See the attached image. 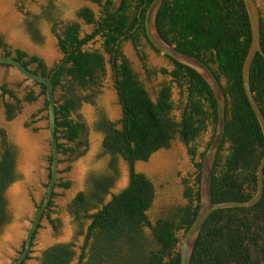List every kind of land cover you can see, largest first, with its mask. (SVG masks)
<instances>
[{
    "label": "trees",
    "instance_id": "trees-1",
    "mask_svg": "<svg viewBox=\"0 0 264 264\" xmlns=\"http://www.w3.org/2000/svg\"><path fill=\"white\" fill-rule=\"evenodd\" d=\"M90 1L101 7L98 18L89 7L78 12L80 18L93 25L89 33L83 32L77 22H59L58 8L52 2L35 16L54 22L52 30L63 56L50 68L35 55L29 56L21 49L13 50L0 35V54L11 56L30 71L49 77L53 93L57 87L68 90V84L64 83L66 79L81 88L97 85L106 74L108 64L121 107V117L117 122L111 121L103 112L96 121V129L102 134V152L109 156L108 169L92 174L87 181V189L78 193L69 204V211L77 223V234L83 236L79 253L73 242L54 243L42 251L39 263L71 264L76 258L77 264H179L182 236L199 207L202 157L216 126L213 92L195 70L164 55L171 61L172 68L162 67L158 73L169 76L171 83L184 90L185 95L175 106L171 98L172 86L165 83L155 98H151L123 53L122 43L131 40L146 74H153L145 65V54L139 50L141 37L146 39L145 11L152 0ZM155 25L166 42L209 65L225 94V130L212 166L211 200H249L257 188L263 136L242 82V64L251 40L243 0H163ZM28 29L34 41L42 39L33 21L28 22ZM96 36L102 40L101 49H85L84 46ZM260 43L264 51L262 18ZM33 64L35 68L31 69ZM0 66L12 67L3 63ZM249 80L252 95L264 116V58L260 53L253 58ZM33 82L40 86V94L45 96V86ZM0 93L15 102L3 104L10 119L20 99L6 84H0ZM37 97L29 92L24 99L33 102ZM76 106L75 97L64 96L62 102L55 99V134L59 154L73 152L59 139L74 142L85 130L83 122L70 116ZM175 109L179 110L178 117L173 115ZM209 125L211 137L199 152L195 142ZM0 135L1 226L8 220L5 190L21 176L16 171L17 148L6 139L1 129ZM175 139L186 145L195 167L193 183L189 185L185 180L183 196L188 203L151 220L147 211L155 197L154 185L144 173L136 170L135 164L147 160L159 149L168 148ZM119 157L128 164V184L117 193H111L110 189L118 178ZM50 162L51 155L48 179ZM69 185V181L58 177L54 189L68 188ZM55 195L53 191L42 215L54 229L56 225L50 214ZM39 226L40 223L37 229ZM28 258L29 254L25 260ZM190 264H264V168L260 200L250 207L223 208L212 212L195 241Z\"/></svg>",
    "mask_w": 264,
    "mask_h": 264
},
{
    "label": "rangeland",
    "instance_id": "rangeland-1",
    "mask_svg": "<svg viewBox=\"0 0 264 264\" xmlns=\"http://www.w3.org/2000/svg\"><path fill=\"white\" fill-rule=\"evenodd\" d=\"M49 2L57 6L59 22H77L86 33L92 31L93 25L87 24L78 16L80 9L91 8L96 18L101 14V7L90 0H0V35L4 42L13 50L21 49L29 56H37L48 68L54 66L63 56L52 30L54 22L35 18ZM256 2L264 26V0ZM30 21L34 22L42 38L39 42L34 41L29 33ZM101 45L102 40L96 36L84 48L101 49ZM139 50L145 54V65L153 74H146L143 62L131 40L122 43L123 53L151 98H155L162 84L170 83L171 98L177 106L185 95L184 90L171 83L169 76L158 73L162 67L171 69V61L156 52L144 37L140 39ZM105 57L108 58L107 55ZM106 66V74L95 86L81 88L66 79L64 83L68 84V90L62 87L55 89L54 98L59 102H62L64 96L76 98L77 106L70 116L83 122L85 130L74 142L59 139L60 143L73 149L71 154H59V178L69 181L70 185L68 188L54 189L56 195L52 199L50 217L54 220L56 228L52 227L45 216L41 219L25 264H38L42 251L54 243L73 242L76 252L80 251L83 236L77 234V223L69 211V204L78 193L87 189V181L92 174L103 173L108 169L109 156L102 152V134L96 129L100 112L106 114L113 122H117L121 117V107L113 87L110 68L108 64ZM30 68L34 69L35 65H30ZM0 84H6L20 99L13 117L9 119L3 104L15 102L0 93V129L4 131L6 139L17 148L16 171L21 176L4 193L8 220L0 228V264H15L27 229L45 193L51 150L45 96L40 94V86L8 66H0ZM29 92L38 96L35 101L28 102L24 99ZM178 114L179 110L175 109L173 115L178 117ZM211 134L212 128L209 125L195 142L199 152L204 149ZM135 168L144 173L154 185L155 197L147 211L151 220L188 203L183 196L185 180L189 185L193 183L195 167L182 141L173 140L168 148L159 149L145 161H137ZM117 170L118 178L110 189L111 193H117L128 184V164L122 157L117 159ZM109 198L110 195L107 196V199ZM71 264H77V259Z\"/></svg>",
    "mask_w": 264,
    "mask_h": 264
},
{
    "label": "water",
    "instance_id": "water-1",
    "mask_svg": "<svg viewBox=\"0 0 264 264\" xmlns=\"http://www.w3.org/2000/svg\"><path fill=\"white\" fill-rule=\"evenodd\" d=\"M162 2L163 0H152L145 11L144 29L147 41L154 49L159 51L161 54L166 55L173 60L192 68L198 74H200L212 90L216 102V126L214 134L201 161L198 211L191 225L183 234L179 246V264H190L195 241L204 222L212 212L223 208L250 207L256 204L262 196L264 168V116L252 95L249 80L250 67L256 53H260L264 58V51L262 50L260 43L261 13L256 0H243L249 19L251 40L242 64V82L246 97L252 111L257 118L263 136V154L257 169L256 192L249 200L242 202H213L211 200V175L213 162L225 130V94L223 92L221 83L219 82L209 65L193 55L177 50L174 45L169 44L159 35L156 29L155 20ZM0 63L12 66L20 75L28 80L43 84L45 86V100L47 101L48 139L51 150L50 177L46 184V189L42 201L37 208L35 215L25 234L23 248L16 259V264H23V261L29 254L33 235L37 229L38 224L41 221L43 213L47 209L48 202L54 191L55 183L59 177L58 141L55 134V98L52 82L49 77L30 71L21 62L17 61L11 56H4L0 54Z\"/></svg>",
    "mask_w": 264,
    "mask_h": 264
},
{
    "label": "flooded vegetation",
    "instance_id": "flooded-vegetation-1",
    "mask_svg": "<svg viewBox=\"0 0 264 264\" xmlns=\"http://www.w3.org/2000/svg\"><path fill=\"white\" fill-rule=\"evenodd\" d=\"M6 207H7V206H6ZM6 222H7V221H6ZM6 222H4V223L0 226V228H1ZM32 241H33V240H32ZM23 244H24V241H23V243H22V246H21V249H20V251H19V254H20V252H21V250H22V248H23ZM31 244H32V243H31ZM29 253H30V252H29ZM19 254H18V255H19ZM25 261H26V260L23 261V264H25ZM15 264H16V261H15ZM38 264H40V263H38Z\"/></svg>",
    "mask_w": 264,
    "mask_h": 264
}]
</instances>
